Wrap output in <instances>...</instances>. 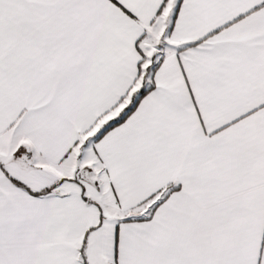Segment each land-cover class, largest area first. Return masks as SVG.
Segmentation results:
<instances>
[{
	"label": "snow or ice",
	"instance_id": "1",
	"mask_svg": "<svg viewBox=\"0 0 264 264\" xmlns=\"http://www.w3.org/2000/svg\"><path fill=\"white\" fill-rule=\"evenodd\" d=\"M0 264H264V0H0Z\"/></svg>",
	"mask_w": 264,
	"mask_h": 264
}]
</instances>
